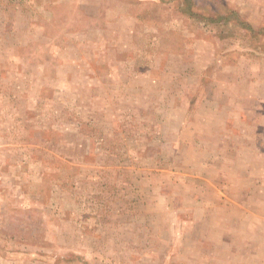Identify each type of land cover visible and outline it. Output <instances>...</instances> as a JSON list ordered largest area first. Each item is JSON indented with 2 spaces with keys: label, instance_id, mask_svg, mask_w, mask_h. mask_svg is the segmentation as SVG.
<instances>
[{
  "label": "rangeland",
  "instance_id": "374dc122",
  "mask_svg": "<svg viewBox=\"0 0 264 264\" xmlns=\"http://www.w3.org/2000/svg\"><path fill=\"white\" fill-rule=\"evenodd\" d=\"M0 264H264V0H0Z\"/></svg>",
  "mask_w": 264,
  "mask_h": 264
}]
</instances>
